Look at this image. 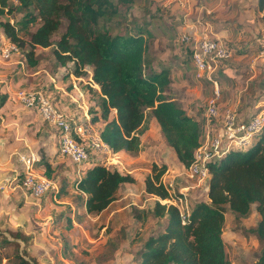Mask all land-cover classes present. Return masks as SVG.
Returning <instances> with one entry per match:
<instances>
[{"label": "rangeland", "instance_id": "rangeland-1", "mask_svg": "<svg viewBox=\"0 0 264 264\" xmlns=\"http://www.w3.org/2000/svg\"><path fill=\"white\" fill-rule=\"evenodd\" d=\"M112 2L117 7V14L104 23L105 27L112 34L142 33L146 38L149 70L166 68L170 71L168 96L200 122L202 143L208 133L211 138L221 136L220 124L227 112L238 123H247L256 115L264 114V18L257 10L256 0H191L182 10L170 8L164 0H132L131 4ZM12 7L13 12L0 15V21L15 23L21 18L23 13L15 2ZM185 23L209 24L212 33L226 44L230 53L214 75L219 95L217 118L209 125L205 124L206 106L215 88L210 81L196 77L189 50L178 42ZM64 27L63 21L59 34ZM57 39L58 35L53 36L52 42ZM3 42L8 43L0 29V45ZM53 48H36L37 64L33 67L28 66L19 53L12 54L8 60H0V97H7L0 123L3 119L11 121V115L27 109L16 98L19 91H42L57 106L61 89H67L64 82L73 67L71 63L60 66L52 54ZM88 76L85 73L77 86L88 95L90 105L85 111L89 112L90 119L98 95L90 86ZM68 87L70 89V85ZM77 111L83 112L79 108ZM141 139L144 148L136 156L125 153L100 156L109 168L132 176L134 183L122 185L114 202L100 215H85L81 220L77 217L82 211L72 204V182L79 176L76 166L63 157L58 164L61 167L54 175L55 170H51L47 179L51 187L47 192L40 198L29 199L24 197L28 194L21 184L23 166L17 156L21 171L18 168L14 172L15 178L9 177V181L0 177V264H18L19 259L30 264H132V256L143 240L163 227L160 220L133 218L135 211L141 210L144 203L153 198L143 193V182L149 175L151 163L167 166L162 181L171 183L176 192L184 196V208L204 199L203 184L190 178L176 163L159 128L151 127L147 136ZM230 142L235 145V141ZM36 171L38 175L45 173L44 168ZM61 185H66L67 195L54 196ZM161 203L170 204V201ZM259 218L254 205L249 216L239 220L229 211L225 213L221 237L232 264L255 262L262 244L247 230L254 227ZM68 224H71L69 228Z\"/></svg>", "mask_w": 264, "mask_h": 264}, {"label": "trees", "instance_id": "trees-1", "mask_svg": "<svg viewBox=\"0 0 264 264\" xmlns=\"http://www.w3.org/2000/svg\"><path fill=\"white\" fill-rule=\"evenodd\" d=\"M13 2L23 14L15 23L0 21L2 36L16 46L28 66L37 64L36 48L53 46L52 54L60 66L71 63L76 77L89 72L91 82L99 89V115L93 113L90 120H102L98 136L111 154H140L144 148L141 136L154 119L176 163L188 169L202 141L201 124L169 98L170 71L149 70L142 33L112 34L105 27L104 23L117 14L112 0H0V15L11 14ZM117 3L131 4L132 0ZM256 7L264 18V0H256ZM63 21L65 27L59 34ZM55 35L58 39L53 43ZM6 100V96L0 97V107ZM263 129L246 147L231 150L207 164L209 179L203 186L204 199L188 209L184 208V196L162 181L167 166L151 163L143 193L153 198L135 211L133 218L160 220L163 227L143 240L132 256V264H232L221 237L225 213L229 211L239 220L249 216L253 205L260 218L247 231L262 247L252 264H264ZM44 171L43 177L49 179L48 165ZM77 171L79 176L72 182V204L82 211L77 220L100 215L114 202L122 185L134 183L132 176L109 168L101 160L91 161ZM65 186L61 185L54 196H66ZM164 200L170 204H162ZM181 211L185 214L184 224ZM18 264L30 263L19 259Z\"/></svg>", "mask_w": 264, "mask_h": 264}, {"label": "built area", "instance_id": "built-area-1", "mask_svg": "<svg viewBox=\"0 0 264 264\" xmlns=\"http://www.w3.org/2000/svg\"><path fill=\"white\" fill-rule=\"evenodd\" d=\"M190 1L164 0V3L167 6L175 4L184 8ZM178 42L189 50L196 77L204 78L214 85V95L207 102L205 113V124L209 125L210 120L217 118L216 100L219 95L214 75L220 63L230 56L229 50L226 44L212 33L210 25L206 23L190 24L184 27L180 31ZM14 53H17V48L10 42H3L0 45V60H8ZM16 94L17 100L25 108L36 111L42 122L53 128L58 136V153L78 168L88 165L91 161H99L103 153H109L107 146L101 142L88 118L82 122L61 113L42 91H19ZM221 122V136L211 138L208 133L205 141L201 142L194 152L193 161L186 170L190 178H195L203 186L209 179L207 164L219 160L231 150L246 147L253 135L264 128V114L256 115L247 123H238L237 119L235 120V117L227 112ZM230 141H235V145H231ZM18 161L23 166L21 184L24 191L34 199L40 198L51 187V183L35 172L34 164L37 157L33 154L18 155ZM165 185L172 187L171 183ZM184 216L185 214L181 211L182 224L185 223Z\"/></svg>", "mask_w": 264, "mask_h": 264}, {"label": "crops", "instance_id": "crops-1", "mask_svg": "<svg viewBox=\"0 0 264 264\" xmlns=\"http://www.w3.org/2000/svg\"><path fill=\"white\" fill-rule=\"evenodd\" d=\"M170 8L178 10L183 9L175 4H172ZM189 25L190 24L185 23L184 27H188ZM184 27H182L181 30ZM68 74L69 78L64 82V87L70 85V89L68 86L67 89H61L62 94H60L57 106H55L61 113L83 122L86 118L89 119V112L87 113L85 109L90 105L88 95L84 93L83 90H80L79 85L77 86V82H80L83 78L74 76L72 72ZM87 74L89 75V72H87ZM88 78L92 84H90V86L94 89L99 99L98 87L91 82L90 75ZM54 87L58 88L57 85H54ZM4 108L5 107H0V114L3 113V110H5ZM77 108L83 110V112H78ZM94 113H96L97 116L99 115L97 105L94 108ZM10 117L11 121L3 119V122L0 123V177L3 179L7 178L8 181L11 180L9 177L12 176L13 178L15 175L14 172H16L18 168L20 171L22 169L17 162V156L29 154H33L37 157V161L34 164L36 173L37 168L42 169L44 166L48 165L50 170H55V172H52L54 175L56 169L61 167V165L58 164L64 159L57 151V133L50 125L42 122L39 114L32 109H24L22 112H17L16 115H11ZM91 124L98 133V129L102 127L103 122L99 119L97 122H91ZM151 127L158 128L154 119L150 121L149 129L141 138L147 136ZM77 170H79V168H77ZM77 174H79L78 171ZM39 175L43 176V174ZM12 181H14V179H12ZM24 197L32 199L29 195H24Z\"/></svg>", "mask_w": 264, "mask_h": 264}]
</instances>
